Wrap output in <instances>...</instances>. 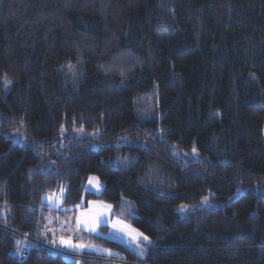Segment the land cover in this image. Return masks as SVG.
Here are the masks:
<instances>
[{
	"label": "trees",
	"instance_id": "obj_1",
	"mask_svg": "<svg viewBox=\"0 0 264 264\" xmlns=\"http://www.w3.org/2000/svg\"><path fill=\"white\" fill-rule=\"evenodd\" d=\"M91 200L143 256L106 224L115 255L47 246ZM112 263L264 264V0H0V264Z\"/></svg>",
	"mask_w": 264,
	"mask_h": 264
},
{
	"label": "rangeland",
	"instance_id": "obj_2",
	"mask_svg": "<svg viewBox=\"0 0 264 264\" xmlns=\"http://www.w3.org/2000/svg\"><path fill=\"white\" fill-rule=\"evenodd\" d=\"M2 82H3L4 91L8 92L10 90V81L3 79ZM148 106L149 107L152 106V108H153V102L151 100L148 101ZM95 134H96V132H91V131H88L87 129H84V128H73L71 131H67L64 128H61L60 132H59V135L61 136V143L62 144H71L77 138L84 137V136L93 137ZM5 136L8 139H10L11 141H26L29 138L26 136L25 133H23L20 130H13V131L7 132V133H5ZM169 144H170V148L172 150V153L177 157H180L182 159H195L197 157V154L194 151H184V150L178 149L173 143L169 142ZM89 177H93L95 179H93V181L91 183H89V178H88V182L86 185L87 188L89 185L90 188H88V189L94 190L96 192L99 191L102 188V184L96 179V177H94V176H89ZM97 182L100 185V187H97ZM104 204L107 205L102 200H95V201L91 200V201H89V203L85 207H79L81 209L84 208V210H87V212H89L88 218L84 215H81L80 213L75 215L76 212L71 214V215H68L67 217H60L59 215L50 216L48 219H46V223L44 225L45 230H42V234L45 233L46 236L49 235L50 237H54L57 234V237L55 236V238H56L55 243L48 241L49 245H47V246L50 248L55 247L60 251H62V249L63 250L68 249L69 250L67 245L61 243V240H70V242L75 243L74 245H90L91 246V247H85V248L77 247V248H75L77 251L90 250V249H94V248H102L104 250L103 254L106 256H110L108 253H106V251H105V250H107L106 248L95 245L94 243L85 242L83 240L84 234L86 235L88 233L97 232L99 229V227H98L99 224L109 225V231L106 234V235H109L111 225L108 223V220H109L108 217L104 216V214L106 212V208H105ZM57 206L58 205L56 204V207ZM78 220L80 221L79 225L77 223ZM112 220L115 221L117 219H112ZM52 221H53V225L55 226V228H52V224H51ZM92 224H95V231L90 230V226ZM126 226L130 230L134 231V233H135V234H133L131 232H126V234L124 233L125 236L124 235L123 236L127 238L126 243L132 244L133 247L137 248L136 250L139 251L138 245L143 246L141 244V241H144L143 237L140 236L138 239H133V237L138 236L137 234H140V232L131 226H128V225H126ZM117 229H118V232L116 231L115 227H114V229L112 228V230L116 231L119 234H121L124 231V229L121 228L120 226H118ZM23 238L26 242H24L22 247H21V251H20L21 257L25 256V253L28 249L29 244L36 241L34 239L28 238L26 235H23ZM128 239H130V241H133L134 243H130ZM44 240L47 242L46 237H44ZM115 254H117V252L114 251V253H112V255H115ZM121 254L122 253H120V255ZM120 255H119L118 259L121 260L124 257L121 258ZM110 261H112V260H110Z\"/></svg>",
	"mask_w": 264,
	"mask_h": 264
},
{
	"label": "crops",
	"instance_id": "obj_3",
	"mask_svg": "<svg viewBox=\"0 0 264 264\" xmlns=\"http://www.w3.org/2000/svg\"><path fill=\"white\" fill-rule=\"evenodd\" d=\"M88 188H90L89 187V185H88ZM94 191V190H93ZM98 192V191H97ZM50 195H46V196H44V197H49ZM54 199H56V200H54ZM53 199V197H52V200L50 201V200H48V199H45L44 200V202L46 203V204H48V206H50V207H54V208H56V204L57 205H59V202H60V197H58V198H54ZM93 201H95V200H93ZM89 203V202H88ZM87 203V204H88ZM107 204V203H106ZM105 205V204H104ZM107 206H109V204H107V205H105V208H106V212H105V214H104V216H107L108 217V223L111 225V228H110V233H109V237L110 238H113V239H116V240H119L120 242H123V243H125L126 245H128L129 247H131V248H133L134 250H136L137 248H134L133 247V245L132 244H127L126 243V237H124L125 236V234H126V232H131V233H133V234H135L134 233V231H132V230H130L124 223H122V222H120V221H118V220H112V218H111V207L109 208V207H107ZM81 214V215H84V216H86L87 218L89 217V212H87V210H84V208H78L77 210H76V213H75V215L76 214ZM68 215H71V214H67V215H65V216H63L62 215V217H67ZM119 222V223H118ZM52 228H55V226L53 225V221H52ZM116 225L115 226V228H116V231L118 232V226H120L121 228H123L124 229V231L121 233V234H119V233H117L116 231H114V230H112V228L114 229V227H113V225ZM101 224H99L98 225V227L100 226ZM125 233V234H124ZM124 235V236H123ZM138 235V234H137ZM56 237H57V234L55 235ZM55 236L54 237H50V240L49 241H51L52 243H55V241H56V238H55ZM125 238V239H124ZM129 240V242L130 243H134L133 241H130V239H128ZM57 243V242H56ZM75 243L74 242H71V245H74ZM51 245V244H50ZM65 246V245H64ZM67 247L69 248V250H73V251H76V252H80V251H77L75 248H73V247H71V246H69V245H67ZM68 250V249H67ZM93 250V251H92ZM107 250H109V249H107ZM82 251H90V252H95V253H100V254H103L104 253V250L102 249V248H94V249H90V250H82ZM110 252H111V255H112V253H114V251H112V250H109ZM106 253H108V252H106ZM110 255V256H111Z\"/></svg>",
	"mask_w": 264,
	"mask_h": 264
},
{
	"label": "snow or ice",
	"instance_id": "obj_4",
	"mask_svg": "<svg viewBox=\"0 0 264 264\" xmlns=\"http://www.w3.org/2000/svg\"><path fill=\"white\" fill-rule=\"evenodd\" d=\"M193 151L195 152V148L193 149ZM93 179H95V178H93V177H89V183H91V182L93 181ZM97 187H100V185L98 184V182H97ZM64 194H65V193H64V188L61 187V189H60V196L63 197ZM45 199H48V200L51 201V200H52V196H49V197H42V202H43ZM205 199H206V198H205ZM107 207L110 208L111 206L109 205V206H107ZM181 210L183 211V209H181ZM77 223H78V225H79L80 221L78 220ZM118 223H119V222H118ZM115 226H116V225L114 224L113 227H115ZM90 230H91V231H95V224H92V225L90 226ZM140 236L143 237V240L146 241L147 244H151V243H152V241H151L147 236H143L142 233L138 234V236L133 237V239H138ZM61 243L65 244V245H69V246H71V247H73V248H77V247H79V248L91 247L90 245H71L70 240H61ZM17 244H18V247H17L16 251H17V252H20V251H21V247H19V245L21 244V242H20V241H17ZM138 250H139V253H140L141 256H143V255L145 254V249H144L143 246L138 245ZM105 251L108 252L109 255H111V252H110L109 250H105Z\"/></svg>",
	"mask_w": 264,
	"mask_h": 264
},
{
	"label": "built area",
	"instance_id": "obj_5",
	"mask_svg": "<svg viewBox=\"0 0 264 264\" xmlns=\"http://www.w3.org/2000/svg\"><path fill=\"white\" fill-rule=\"evenodd\" d=\"M51 249H52V250H58V249L55 248V247H52ZM120 257L123 258V257H124V254H121Z\"/></svg>",
	"mask_w": 264,
	"mask_h": 264
},
{
	"label": "bare ground",
	"instance_id": "obj_6",
	"mask_svg": "<svg viewBox=\"0 0 264 264\" xmlns=\"http://www.w3.org/2000/svg\"><path fill=\"white\" fill-rule=\"evenodd\" d=\"M115 261V260H114Z\"/></svg>",
	"mask_w": 264,
	"mask_h": 264
}]
</instances>
